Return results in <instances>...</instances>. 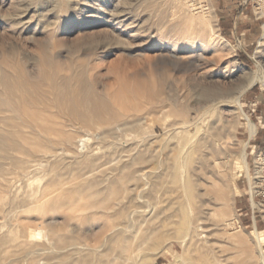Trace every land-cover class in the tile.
Instances as JSON below:
<instances>
[{"label": "rangeland", "instance_id": "1", "mask_svg": "<svg viewBox=\"0 0 264 264\" xmlns=\"http://www.w3.org/2000/svg\"><path fill=\"white\" fill-rule=\"evenodd\" d=\"M42 46L62 61L74 55L77 67L88 56L118 118L78 155L58 152L13 184L0 164V264H98L118 258L109 251L122 240L136 251L130 264H250L243 248L256 247L254 230L264 251L240 162L245 151L249 170L255 148L264 150V87H250L259 70L264 79V0H0V66L35 75ZM241 92L245 117L234 102ZM212 126L221 132L214 153L202 147ZM54 173L66 190L89 185L87 210L33 202Z\"/></svg>", "mask_w": 264, "mask_h": 264}, {"label": "bare ground", "instance_id": "2", "mask_svg": "<svg viewBox=\"0 0 264 264\" xmlns=\"http://www.w3.org/2000/svg\"><path fill=\"white\" fill-rule=\"evenodd\" d=\"M182 17H185L184 12ZM202 17L204 18L203 21H205L207 15L203 13ZM197 20V24L203 23L200 18ZM150 39L152 40L153 38L151 37ZM128 55L131 56V54ZM62 57L59 53H50L46 46H42L35 75L28 74V71L14 62L7 65L14 72L12 74L7 73L6 69H3L5 63L0 66V164L8 166V169L6 168L8 175L12 176L10 180V177L6 179L8 185L13 184V179L27 178L33 172L42 169L44 164H49L56 159L58 152H65L67 156L72 155V157L78 155L79 146L80 148L81 146L85 147L89 141V138L86 137L90 133L111 125L118 118L117 111L97 91L96 84L98 80H96L95 76L90 78L92 67H89V62L91 59L85 56L83 64H79L78 67L75 65V67L73 64L74 55L65 57L66 61H62ZM78 57H75L76 61ZM65 69H67L66 71L70 70L71 74H61V71ZM261 72L259 70L255 79L251 80L250 87L255 82H259L261 87H264V79ZM242 93L237 95L234 102L240 113L245 117L239 103ZM201 97L214 102L215 100L219 102L220 98H224L219 93L208 90ZM222 103L219 102L218 104L222 105ZM183 109H180V111L182 112ZM247 127L250 136L253 137L256 133V126L248 121ZM209 136L211 139L202 140V147L206 148L208 146V150L214 153L216 143L220 142L221 132L212 126ZM222 141L224 140L222 139ZM221 150L226 151V146H223ZM221 150H219L220 153H222ZM78 158L83 164L89 160L87 156H78ZM229 159L230 157L226 161L227 164L230 163ZM240 162L244 174L249 177L245 151L241 155ZM54 165L52 168L55 167ZM201 165L203 166L202 161ZM52 168H50L51 170L49 169L50 171L48 170L49 173ZM58 174L56 173L55 175L54 173V176L52 175L50 179L45 181L46 184L43 186L42 191L40 190L41 193H36L38 191L35 192L36 194L34 193L33 202L40 204V202L46 201L44 203L53 204L57 209H63L72 214L84 211L86 208L88 209L86 204L82 202H84L87 195H92L91 192L87 193L89 185L81 182V184L79 183V185H74L73 188L70 187V189L66 190L61 188V184L59 185L60 187L58 186L61 178V175L59 174L60 177H58ZM4 178L6 177L4 176ZM118 181L120 179L112 183ZM6 185L4 182L5 187ZM214 194L217 200L223 201L226 198L220 189H215ZM252 233L256 238L257 244L256 247H253L254 245L252 247H242L244 259L250 264H264L263 237L257 230ZM231 236V239L244 245L241 235L234 234ZM129 243L128 240L119 241L109 251V255L112 256L111 253L114 252L118 256V258L115 257L117 261L108 257L98 264H130L134 260L136 251Z\"/></svg>", "mask_w": 264, "mask_h": 264}, {"label": "built area", "instance_id": "3", "mask_svg": "<svg viewBox=\"0 0 264 264\" xmlns=\"http://www.w3.org/2000/svg\"><path fill=\"white\" fill-rule=\"evenodd\" d=\"M243 197L247 199L251 218L254 220L260 217L264 221V150L259 147H256L251 155L249 177L246 179Z\"/></svg>", "mask_w": 264, "mask_h": 264}]
</instances>
